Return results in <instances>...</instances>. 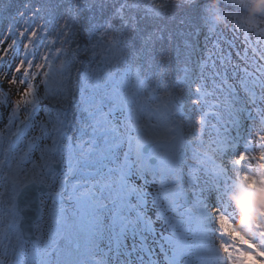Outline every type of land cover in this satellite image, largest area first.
<instances>
[{
  "label": "trees",
  "instance_id": "trees-1",
  "mask_svg": "<svg viewBox=\"0 0 264 264\" xmlns=\"http://www.w3.org/2000/svg\"><path fill=\"white\" fill-rule=\"evenodd\" d=\"M26 5L41 9L35 23L40 26L47 22L44 32L53 30L48 40L44 41V46H37L35 62L43 64L39 56L50 53L51 61L48 63L52 65L51 73L64 78L67 83L66 93L57 88L58 98L53 102L47 100V103L58 109L67 121L68 129L71 123L95 108L89 105L88 95L86 100H82L81 96L90 90L84 89L85 79L92 82L95 72L97 109H107V114L112 115L111 103L121 100L130 109L123 105L120 108L123 112L118 113V117L127 112L135 116L132 110L138 95L153 98L151 89L155 88L163 96L160 103L158 100L155 102L159 103L161 113H147L143 118L153 127L163 119L165 136L173 134L177 123L183 129L185 149L177 151V159H173L167 168L159 165L143 168L144 156L137 151L130 155L121 140L123 150L117 153L118 159H134V172L129 177L120 173L111 179V172L107 173L105 168L100 170L97 174V179H102L99 192L118 193L115 196L109 193L96 196L86 192L87 196L82 198L86 211L85 224L78 227L74 234L78 245H67L70 255L66 264H152L146 246L160 248L166 241L159 231L152 237L147 215L155 214L158 206L163 211L166 201L173 209L184 202L196 208L192 199L197 179L195 162L205 160L207 154L215 152L213 143L205 138L206 110L200 109L202 98L194 92L193 83L199 80L198 61L207 52V46L203 45L204 35L211 32L209 29L217 13L205 21L203 17L207 13L203 9L217 8L211 0H139L138 3L135 0H0V56L8 45L16 41L5 60L0 61V101L4 102L14 93L13 78L22 80L16 68L23 57V44L28 41L15 35L9 36L8 29L15 26L23 30L24 21L16 12L18 9L23 11ZM249 8L234 4V0H225L217 10L223 12L229 9L247 16L260 14L249 15ZM31 15L25 13V18ZM66 22L68 27L64 28ZM37 31L39 35V28ZM57 33L62 43L55 42ZM49 41L53 43L49 44ZM185 42H190V46H186ZM61 48L67 50V56L62 55L58 59L56 49ZM102 54L106 55V69L111 70L109 74L105 69L96 67ZM185 63H189L194 70L187 79L182 68ZM59 64H63V71V66L59 67ZM46 69L39 78L49 75L44 73ZM32 78L30 73L27 76L29 83ZM110 90L115 91L114 96L109 95ZM127 90L134 95H128ZM174 93L181 98V105L175 102ZM196 99H201V102L193 103ZM8 120L0 118V131L5 135L0 140V161L5 159L4 148L11 145V139L6 136ZM58 120L62 125V119ZM117 134L119 131L114 133ZM116 139L120 140V136ZM138 168L143 169L142 176L135 172ZM126 192L132 194V199ZM101 199L108 203L105 210L99 201ZM103 230L109 232H104L99 238L102 242L97 243V232ZM0 254L5 256L6 261H15L16 264H56L51 251L48 254L32 252L22 240L17 242L13 239L5 247H0Z\"/></svg>",
  "mask_w": 264,
  "mask_h": 264
},
{
  "label": "snow or ice",
  "instance_id": "snow-or-ice-1",
  "mask_svg": "<svg viewBox=\"0 0 264 264\" xmlns=\"http://www.w3.org/2000/svg\"><path fill=\"white\" fill-rule=\"evenodd\" d=\"M136 3L139 0H135ZM256 0H234V4L239 5L242 8H249L255 4ZM43 8V5L41 6ZM70 12V9L68 10ZM217 9L204 7L203 12L207 13L203 18L205 21L210 19L215 15ZM41 9H35L33 7L25 6L23 11L19 9L16 15L24 21L23 30L12 26L8 29V35H15L18 38L27 40L28 43L23 44V57L20 58L16 71L21 74V79L24 84H28L27 76L31 73L33 80L39 78L43 73L44 68L51 70L52 65L48 63L51 58L50 53L41 54L39 59L44 61L43 64H37L35 61L37 59V46L43 47L44 41L48 40L49 35L53 33L50 29L48 32H44L45 25L38 26L35 23V18L40 16ZM25 13H32L30 17L25 18ZM233 20V31H242L243 40L247 45L245 49V55L240 57V53L237 52V56L241 59H247V50L251 48L253 54L257 56L260 60H264V48L261 47L264 43V6H262L259 15L247 16L240 12L231 13ZM67 22L64 24V28H67ZM37 28L40 30L38 35ZM210 31H219L214 25L210 27ZM255 35V40L251 39L252 35ZM60 34L57 33L56 43H62L60 41ZM16 41L14 40L12 44L8 45L4 50V55L0 56V61L7 56L9 49L13 47ZM49 41V44H52ZM186 46H190V42H185ZM219 45L216 44L213 49L208 50L204 57L199 59V80L193 83L194 92L198 93L201 98H206L207 96L213 95V91H207L208 83L204 79V72L211 67L212 69H217V59L223 63L225 57L228 60L231 59V52L225 53L223 49L219 50V55L216 49ZM59 56H67V50L61 48L56 49ZM27 65V67H25ZM184 69L183 75L187 79L192 75L194 71L189 63L182 65ZM33 69H37L36 72H32ZM247 72V67L242 69ZM259 70V69H258ZM221 73L219 70L215 71L214 76L220 77ZM224 80L222 83L216 84L217 87L223 88L224 86L234 87L232 83L228 82L227 72L223 73ZM15 83V78L12 80ZM213 83H216L215 79ZM193 87V86H192ZM181 91L183 89L181 88ZM38 88L35 83L32 84L30 91L26 92L23 97V102L36 103L38 97L36 93ZM201 99H196L193 103L199 104ZM19 106L17 107V113H19ZM259 111V109L257 110ZM259 126L260 131H253V129ZM7 128L14 127V121L12 119L8 120L6 125ZM17 132L11 133V136L18 134ZM5 137L4 132L0 131V140ZM37 138H33L27 141L26 147L18 148L13 150L11 145H8L3 150L4 160L0 161V247H5L7 244L11 243L14 239L19 242L22 239V233L19 229V213H18V203H17V192L19 188L27 182L39 181L40 184L46 186L50 192V199L48 201V206L46 208L48 217L53 222H58L60 216L65 211L61 200L64 194L68 191L67 188V174L64 178L57 180V174L54 171V166L58 163V153L60 152L59 142L55 137L49 138L47 142H41L40 146L37 147L35 142ZM258 140V151L257 144ZM243 150H239L240 148ZM222 156L227 157L226 160H217L213 155L211 160L213 162V171L219 183L215 189L216 196L215 200L222 206L225 205L224 196L227 195L228 183L229 181H234L235 178H241L249 187L256 186V182L264 183V116H261L258 124H253L247 131L244 137H241L234 141L230 146H225ZM60 158L63 155L60 154ZM30 165V167L28 166ZM222 178V179H221ZM170 202H165L163 211L159 210V206L155 214H148L147 220L150 221V227L153 233H156L157 226H159V232L163 234L164 240L168 242L172 247L173 251L178 247H182L184 243V232L185 228L181 227L183 224L182 218L179 213L180 206L178 205L176 209L168 206ZM199 218L201 223H214L215 219L211 213V209L207 203H201L198 205ZM188 211H191L189 209ZM215 215L221 217V220L229 219L230 217H225L222 212H217ZM211 218V219H210ZM44 225L37 224L36 228L43 231ZM231 236V233H228ZM264 235V233H261ZM243 236V232L240 229L236 230V235L231 238L233 241L240 239ZM163 247V245H161ZM221 247L227 249L229 245L221 243ZM233 248L238 249V245L233 243L231 245ZM219 249L215 246L212 248L204 249V254L212 259H210L209 264H221V261L216 260L215 257ZM264 255V253H262ZM166 264H172L171 260L165 256ZM0 264H16L15 261H6L5 256L0 254ZM226 264V262H225Z\"/></svg>",
  "mask_w": 264,
  "mask_h": 264
},
{
  "label": "rangeland",
  "instance_id": "rangeland-1",
  "mask_svg": "<svg viewBox=\"0 0 264 264\" xmlns=\"http://www.w3.org/2000/svg\"><path fill=\"white\" fill-rule=\"evenodd\" d=\"M216 28L219 29V31H217L218 34L211 32L210 35L206 36L205 44H207L209 48L212 49L215 47L216 44H218L219 48L216 49L217 54L219 55V50L223 49L225 53L231 52V59L228 60L227 57H225V61L223 63L220 61V59H217V69H212L211 67H209L204 72V79L207 81L209 87L208 91L209 92L213 91L214 93L213 95L207 96L206 98L208 100V103H212L214 99H218L220 103H225L224 108L226 109V112L224 111V108L222 112L230 114L232 118L230 121H227L222 126L220 122L214 121L215 117L214 118L210 117L209 120H211L212 123L213 122L214 123L212 124L211 127L209 124V128L211 129L207 131V136L209 137L210 135H212L215 137H220L222 141L225 142V146L226 145L230 146L234 141L241 138L245 133H247L248 129L253 124H258V122L256 121L246 122L245 114H243L241 107L245 108L246 111L249 112L250 111L249 109L251 107H247V106H252V105L250 104L246 105V103L252 102L253 100L252 98L264 104V94L262 90V85L264 84V60H260L257 56H255L251 48H248L247 50V59H241L240 57H243L245 55V49L247 47V45L243 40L242 31L239 30L233 31V28L223 27L218 23L216 24ZM251 39L253 41L255 40L254 34L252 35ZM261 47L264 48V43H262ZM237 52L240 53V57L237 56ZM60 66L61 64H59V67ZM245 67H247L248 69L247 72L242 70ZM61 69L63 71L64 66L61 67ZM217 70H219V72L221 73L220 77L214 76V73ZM225 71L227 72V79L229 83H232L234 86H237L238 88L243 89L245 91L246 89L252 88L254 89L255 95L249 96L247 95V93L243 92L241 93L239 99H236L235 95H233V93L230 90L231 87L227 85L224 86L222 89L217 87L216 84L223 82L224 80L223 73ZM257 78L260 79V82L256 81ZM214 79L216 83H213ZM93 85L97 86L96 72L93 78ZM15 87L13 88L14 93L10 97H8L4 103L2 102L1 105L3 108L9 110L11 113L13 112L11 110V107L15 108L19 106L20 117L22 118L24 114L21 111V105H23L22 104L23 97H21V92H17V91L15 92ZM30 89L31 88H29L28 90ZM144 101H145L144 99L142 100L139 99L134 109L140 111L142 109V105ZM99 116L100 115L97 114L94 116V120L96 124H97V117ZM15 119L18 120L16 116ZM240 124H243L244 128L243 126H240ZM14 125L18 127V124H14ZM175 131H177V133L180 132L178 130ZM253 131L254 132L260 131L259 126L253 129ZM149 136L152 138H154L155 136H158L159 138L164 137L153 128L147 127L146 130L141 131L140 135L137 138H135L133 135L132 140L133 142L135 141L140 146L141 143L144 140H147ZM176 137L177 136H175L172 139V141L174 140V145L178 147L180 146L181 142L179 138L176 139ZM255 143L257 144L256 150L258 151V140ZM172 148L174 147L171 146L170 148L164 147L163 148L164 152L160 151L161 155L158 161H160L161 163H165L166 165H171L172 160L177 158L174 151H171ZM226 159L227 157L224 156V160ZM198 182L200 185L199 187H197L195 193L196 202L199 201V199H204L205 201L209 202L211 206H214L213 208L214 211H212L211 209L212 214L216 212H222L225 217H230V220L229 219L221 220V217L219 216L218 222L220 223V225L217 224V220H215L214 223L210 222L208 225L214 228L213 232L211 233L208 232V229L205 227V223H201L200 220H195L193 222L191 220V222H189L186 229L187 232L190 231L191 233L190 235L193 241V244L189 251V253L191 254L190 256L192 257L191 263L209 264V261L212 258L204 254V249L212 248L214 244L215 246L218 245L219 247L221 243H223L229 245V248H227V251L229 253L228 264H264V255H262V253H264V235H261V233H264V225L262 223V220L264 221V210H261L260 212L261 219L257 215H253L257 220L256 223L253 225L252 220H248L245 217L239 216L235 212L236 209L235 207H229L226 204L222 206L221 204L216 202L215 200L216 191H214V189L217 186L211 177L206 176L205 174H200L198 176ZM258 182L259 181L256 182V186ZM240 186L244 190L246 187V183L244 181L240 182ZM211 189L215 193L213 192L212 194ZM76 191L77 189L72 190V192H76ZM224 201H225V197H224ZM249 212L253 214V210L249 209ZM187 216L189 219H192L190 214H187ZM237 220L239 221V223H236ZM221 226H224L228 229L227 234H224L222 230H220ZM237 229H240L243 232V236L240 239L233 241L231 237L236 235ZM206 232L209 234H207ZM228 233H231V236L228 235ZM211 243L213 245H211L210 247ZM233 243L238 245V249L231 247ZM249 247H255L257 249V252H251L249 250ZM218 253L215 257L216 260H218Z\"/></svg>",
  "mask_w": 264,
  "mask_h": 264
},
{
  "label": "water",
  "instance_id": "water-1",
  "mask_svg": "<svg viewBox=\"0 0 264 264\" xmlns=\"http://www.w3.org/2000/svg\"><path fill=\"white\" fill-rule=\"evenodd\" d=\"M98 65L102 67L104 66L102 59L99 61ZM149 146L150 145L147 144L144 150L148 151ZM46 189V186L37 184L36 181H32L26 184L17 195L18 209L23 214L20 226L23 230V236L25 239H38L35 235L34 223L36 219L40 218L42 212L40 190L45 192Z\"/></svg>",
  "mask_w": 264,
  "mask_h": 264
},
{
  "label": "clouds",
  "instance_id": "clouds-1",
  "mask_svg": "<svg viewBox=\"0 0 264 264\" xmlns=\"http://www.w3.org/2000/svg\"><path fill=\"white\" fill-rule=\"evenodd\" d=\"M211 2L215 8L219 9L225 0H211ZM262 6H264V0H256L255 4L248 9V14L260 13ZM231 13L232 11L229 9H225L223 12L217 11L215 18L218 24L223 27H230L233 20ZM235 203L241 210H253V214L258 216V212L264 210V183L258 182L257 186L249 190L248 193L235 197ZM236 223L239 221L237 220Z\"/></svg>",
  "mask_w": 264,
  "mask_h": 264
}]
</instances>
